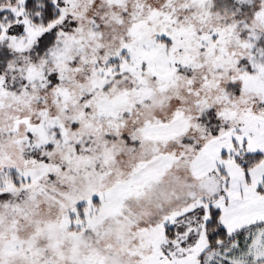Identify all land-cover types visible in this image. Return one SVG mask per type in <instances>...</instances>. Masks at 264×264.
I'll list each match as a JSON object with an SVG mask.
<instances>
[{
    "label": "snow or ice",
    "instance_id": "obj_1",
    "mask_svg": "<svg viewBox=\"0 0 264 264\" xmlns=\"http://www.w3.org/2000/svg\"><path fill=\"white\" fill-rule=\"evenodd\" d=\"M0 264H264V0H0Z\"/></svg>",
    "mask_w": 264,
    "mask_h": 264
}]
</instances>
